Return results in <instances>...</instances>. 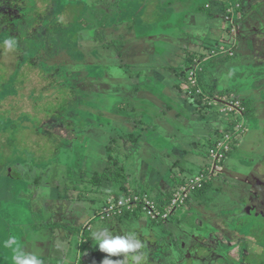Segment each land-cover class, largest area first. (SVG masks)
Returning a JSON list of instances; mask_svg holds the SVG:
<instances>
[{
	"label": "crops",
	"instance_id": "crops-1",
	"mask_svg": "<svg viewBox=\"0 0 264 264\" xmlns=\"http://www.w3.org/2000/svg\"><path fill=\"white\" fill-rule=\"evenodd\" d=\"M88 1L92 6L89 16L84 15L80 23L91 24L87 32L96 28L107 30L111 37L106 41L105 52L116 50L115 63L105 65V81L89 78L90 84L86 85L89 93L94 92L90 90L93 85L97 94L86 95L96 115L95 120L89 118L91 125H87L83 133L87 141L70 142L62 149L64 157L52 166L57 169V176L54 172L50 177L48 173L41 176L39 173L30 180L36 185H31L34 190L29 203L36 222L29 219L28 223L17 226L15 231L20 228L17 235L27 234L38 239L37 247L44 262L56 259V264H78L77 254L82 244L77 234L90 223L98 200L111 197L122 200L129 187L136 188L134 185L140 178L141 181L147 178L151 183L149 187L155 189L159 207L188 177L210 174L211 150L216 149L222 139L230 145V135L237 134H234V128L238 127L236 113L221 112L213 102V98L220 101L228 97L240 100L245 107L244 129L247 130L235 140L232 149L225 151L223 175L220 172L215 179L207 181L203 189L192 194L185 207L203 208L206 203L210 208L234 207L244 214L239 221L240 229L233 231L234 239L239 242L245 240L247 224L260 232L257 221L252 224L247 221L254 209L231 199L235 185H254V192H264V83L262 88H254V79H250L252 71L243 72L252 55L249 38L244 45L239 42L235 55L204 61L197 73L198 87L203 93L187 95L186 74L195 66V60L204 58L202 54L213 44L227 42L224 31L227 23L222 15L207 11L202 6L205 0H107L101 3L106 9L96 6L93 0ZM95 12L101 13L100 18H96ZM157 12H162L161 16ZM255 13V17L264 20L262 7ZM240 20L250 29L251 36L254 33L261 37L262 22H257L252 14ZM94 23L99 27L93 26ZM122 54L124 59L120 58ZM125 134L132 144L126 153L121 147L115 150L117 156L113 163L119 170L126 171V182L120 181L118 173L110 169L114 164L109 163L113 152L111 143L115 145L118 137L119 142L122 141ZM66 160L72 163L73 177L58 172L57 167ZM100 174L101 180H96ZM3 178L12 180L10 175ZM82 178L87 187L78 185ZM69 179H74L75 184L70 186ZM3 186L6 187V183ZM87 188L96 191L88 193ZM3 191L0 217L2 212L6 213L4 207L11 189ZM256 215L264 217V210ZM7 230L11 232V227ZM112 232L119 233L118 228ZM3 238L6 237L0 239ZM97 252L96 255L100 253ZM101 255L107 256L106 253ZM243 256L245 253L239 254V258L234 254L232 260L244 261ZM9 257L10 253L0 249V264H11Z\"/></svg>",
	"mask_w": 264,
	"mask_h": 264
},
{
	"label": "rangeland",
	"instance_id": "rangeland-1",
	"mask_svg": "<svg viewBox=\"0 0 264 264\" xmlns=\"http://www.w3.org/2000/svg\"><path fill=\"white\" fill-rule=\"evenodd\" d=\"M93 1L99 8L102 7L101 3L107 2ZM89 2L0 0V40L11 36L18 41L15 51L6 52L0 47V197H3V189H11L10 194L6 193L10 195L4 207L6 213L2 212L0 217V238L6 237L9 233L17 235L20 228L16 231L15 228L28 223L29 219L36 222L31 212L32 205L29 204L32 200L30 195L34 190L31 187L36 185L30 183V180L39 173V176L48 173L50 177L54 172V176H57V169L52 166L58 164L64 157L62 149L67 148L70 142L76 141L81 144L86 142L88 137L83 133L88 129L87 125H91L89 118L94 120L96 118L91 103L88 102L90 98L86 95L97 94L93 85L90 86V90H94L91 93L86 85L90 84L89 78L94 81L107 79L105 65L107 62L109 66L115 63L113 57L116 50L110 49V53L105 52L106 41L111 37L105 28L87 32L91 24L80 23L81 19L89 16L92 7L88 5ZM263 2L264 0H205L202 5L207 11L222 15L227 23L224 28L226 44H213L202 54L203 57L210 60L233 56L239 42L244 45L246 39L251 38L252 55L247 59L249 63L243 72L254 69L250 78L254 79L252 82L254 88H262L264 83V20L255 17L258 8L264 9ZM128 8L132 11V6ZM161 13L156 14L161 16ZM95 14L96 18H100V12ZM246 14H252L257 22H262L261 37L254 33L251 36L250 29H246L242 24L240 19ZM93 26L99 27L98 23H94ZM94 35L97 38H94ZM220 46L225 47L226 52L210 56L211 51H219L215 48ZM124 57L123 54L120 56L121 59ZM215 107L223 111L221 105L217 104ZM242 115L236 114L238 127L234 128V134H237L230 135L231 144L222 139L218 147L232 149L235 140L246 132L245 114ZM119 138L115 145L111 143L113 152L110 153L112 158L109 159V163L114 164L110 169L118 173L120 181L126 182V171L119 170L117 164L113 163L116 155L114 151L121 147L126 153L132 143L128 134L122 136L120 142ZM221 166V160L213 159L210 174L202 175L203 184L219 176ZM57 168L61 175L66 173L65 176L68 178L73 175V166L69 160ZM4 175H10L12 180L6 181ZM101 176L97 175L96 180H101ZM193 177L196 176L188 177L183 185L179 184L172 191L169 200L159 207L155 200L157 199L155 189L149 187L151 183L147 182V178L143 181L140 178L134 185L136 188L127 189L121 205L114 197L109 200H98L96 209L92 211L90 223L85 226L82 233L77 234L82 244L77 254V263L102 264L105 256L102 257V252L94 246L93 232L101 229L112 231L117 227L119 231L117 234H123V229L131 230L136 226V230L141 233L140 238L147 244L144 251L148 253V264H228V260L231 261L229 264H264V217L256 215L257 212L264 210V192L258 190L254 192V185L233 186L230 198L253 208L254 214L247 217L249 219L247 221L251 224L257 221L261 227V231L256 232L247 224L244 229L245 240L239 242L237 238L234 239L233 231L241 224L239 221L244 214H240L234 207L210 208L207 203L203 208L194 205L191 209L185 207L187 201L192 199V194L203 189L202 186L189 191L188 196L183 194ZM74 179L68 180L70 186L75 184ZM4 183L6 187L3 186ZM78 185L87 187L83 178ZM92 191L96 189H86L88 193ZM196 199L197 197L194 198ZM245 200L248 201L244 203ZM174 202L178 203L172 206L171 203L175 204ZM108 204H112L113 208L111 209ZM164 209L169 211L158 217V212ZM245 209L243 206L242 210ZM9 227L11 232L7 230ZM253 239L261 244H256ZM233 244H236L234 250L232 247L228 250L225 248ZM95 252L99 254L96 255ZM242 253H245L246 262L240 259H237L238 262L232 260L234 254L239 258V254ZM119 258L123 259V254ZM55 260L44 264H56Z\"/></svg>",
	"mask_w": 264,
	"mask_h": 264
},
{
	"label": "clouds",
	"instance_id": "clouds-1",
	"mask_svg": "<svg viewBox=\"0 0 264 264\" xmlns=\"http://www.w3.org/2000/svg\"><path fill=\"white\" fill-rule=\"evenodd\" d=\"M0 47L6 52L15 51L18 41L15 37H5L0 40ZM123 234H114L109 229H101L92 233L94 246L107 256L102 264H148V253L144 251L147 244L140 238L141 233L133 226L131 230L123 229ZM38 239L27 234L18 236L12 233L0 239V249L10 253L11 264H44V259L37 247ZM123 259L113 260L110 257Z\"/></svg>",
	"mask_w": 264,
	"mask_h": 264
},
{
	"label": "built area",
	"instance_id": "built-area-1",
	"mask_svg": "<svg viewBox=\"0 0 264 264\" xmlns=\"http://www.w3.org/2000/svg\"><path fill=\"white\" fill-rule=\"evenodd\" d=\"M215 49H219V51H217V52H214V51L212 52L211 51V55L210 56H216V55H219V54H222V53H225L226 52V51H224L226 49L223 46L216 47ZM207 59H209V58L208 57H205V58H202L200 60L196 59L195 60V62H196L195 63V66L188 71V73H187L188 76L186 77V84L189 87V89H187V95H194V94H202L203 93L202 90L198 87V76H197V73L199 71H201L202 64ZM213 102L216 103V104L219 103L223 107V112L224 113H229V114L236 113V114L242 115L245 112V107L243 106V104L241 103V101L238 100V99H236V98H234V97H231V98L230 97H228V98H222L220 101H218V100H216V99L213 98ZM224 150H226V147L225 148H222L221 146H219V147L217 146L216 149L211 150V153H210L211 154V157L214 160L218 159L219 161L220 160L222 161V159L224 158ZM203 182H204V178H203L202 175L193 177L192 179H190L189 185L186 187L187 189H186V191L183 192V194L188 196V192L189 191L195 190L197 188H201L204 185ZM122 200L119 199L116 202H118V204L121 205L123 203ZM178 202H174L175 204H172L171 203V205L172 206H175ZM108 205H109V207L111 209L113 208L112 207V204H108ZM168 211L169 210L164 209L163 211L158 212V214H159L158 217H161V215L163 213L165 214ZM106 214L108 215V213H106ZM151 214L155 215L154 212H151ZM163 216H165V215H163Z\"/></svg>",
	"mask_w": 264,
	"mask_h": 264
},
{
	"label": "trees",
	"instance_id": "trees-1",
	"mask_svg": "<svg viewBox=\"0 0 264 264\" xmlns=\"http://www.w3.org/2000/svg\"><path fill=\"white\" fill-rule=\"evenodd\" d=\"M128 212V211H127ZM249 220V219H248ZM241 223V222H240ZM242 224V223H241ZM241 224H238L236 227H235V229L237 230V228H239L240 229V226H241ZM236 230H234V232L236 231ZM237 232V231H236ZM230 247H232V249L234 250V248H235V246H233V245H231V246H226L225 248L228 250ZM231 249V250H232ZM235 253V252H234ZM242 259H244V256L242 257ZM244 261H246L245 259H244Z\"/></svg>",
	"mask_w": 264,
	"mask_h": 264
},
{
	"label": "water",
	"instance_id": "water-1",
	"mask_svg": "<svg viewBox=\"0 0 264 264\" xmlns=\"http://www.w3.org/2000/svg\"><path fill=\"white\" fill-rule=\"evenodd\" d=\"M248 40H250V42H251V40H252V39H251V38H249ZM253 71H254V69L252 70V73H253ZM257 74H258V73H257ZM258 75H259V74H258Z\"/></svg>",
	"mask_w": 264,
	"mask_h": 264
}]
</instances>
